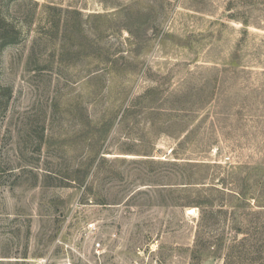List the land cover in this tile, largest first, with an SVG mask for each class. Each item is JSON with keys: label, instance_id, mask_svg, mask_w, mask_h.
<instances>
[{"label": "rangeland", "instance_id": "1", "mask_svg": "<svg viewBox=\"0 0 264 264\" xmlns=\"http://www.w3.org/2000/svg\"><path fill=\"white\" fill-rule=\"evenodd\" d=\"M0 264H264V0H0Z\"/></svg>", "mask_w": 264, "mask_h": 264}, {"label": "trees", "instance_id": "2", "mask_svg": "<svg viewBox=\"0 0 264 264\" xmlns=\"http://www.w3.org/2000/svg\"><path fill=\"white\" fill-rule=\"evenodd\" d=\"M9 26L11 25L7 24V26H3L2 28L3 36H1L0 38L1 46L14 43L18 39L17 37H18L19 31L15 27L10 28Z\"/></svg>", "mask_w": 264, "mask_h": 264}]
</instances>
